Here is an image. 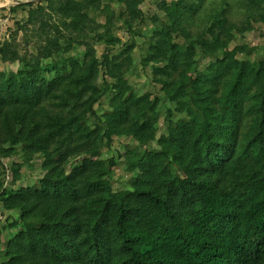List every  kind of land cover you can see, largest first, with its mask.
<instances>
[{"label":"trees","instance_id":"1","mask_svg":"<svg viewBox=\"0 0 264 264\" xmlns=\"http://www.w3.org/2000/svg\"><path fill=\"white\" fill-rule=\"evenodd\" d=\"M104 1L43 0L36 9H11L30 7L40 42L37 55L22 57L9 42L0 48L3 59L20 63L16 73L0 71V158L25 145L27 157L48 160L37 185L0 191L5 210L18 211L25 225L8 241L1 264H264V61H243L228 50L242 33L232 15L246 10L264 22L261 0L160 1L168 22L155 19L160 28L144 64L155 65L168 101H189L184 116L167 111L169 132L159 150L128 152L134 176L119 192L106 180V164L93 156L123 135L140 147L154 142L149 115L157 101L126 98L122 73L131 45L105 62L117 93L112 113L99 117L101 65L84 38L93 25L90 10ZM143 1L116 0L127 26L140 17ZM53 14L59 21L51 24L46 16ZM75 44L87 46L82 62L43 67ZM198 54L210 61L205 72Z\"/></svg>","mask_w":264,"mask_h":264},{"label":"rangeland","instance_id":"2","mask_svg":"<svg viewBox=\"0 0 264 264\" xmlns=\"http://www.w3.org/2000/svg\"><path fill=\"white\" fill-rule=\"evenodd\" d=\"M42 1H35L31 10L36 9ZM160 1L144 0L138 7L140 17L130 27L126 25L124 18H120L121 14L125 13V8L119 5L116 0H112V2L105 0L100 7L92 8L89 12L93 25L88 29L84 39L94 47L96 57L101 65L98 84L103 97L95 106L99 117L103 118L112 113L110 102L117 93L113 88L116 80L107 75L105 62L121 55L131 45H134L132 59L130 63L126 64L122 73V77L128 82L129 87L126 98H139L148 95L153 101H157L154 112L149 115L156 129L154 142L147 147H140L132 136L123 135L115 137L112 146L109 147L105 144L104 148L93 156L106 164L109 171L106 180L112 185L115 192L130 188L131 179L134 176L132 162L128 160V152L137 150L143 153L159 150L160 139L167 136L169 132V122L166 119L167 111L172 110L175 117L184 116V106L189 101V98L180 103L168 101L162 86L154 78L155 65L144 64V61L149 57L153 34L160 28L155 23V19L168 22L165 12L159 7ZM12 5L10 4L9 7ZM42 5L46 6V4ZM260 5L264 8V0H261ZM107 7H110V10L114 12V16L110 14ZM29 13L30 7L23 6L17 8L14 13L0 12V48L5 42H9L12 45V50L18 51L22 57L27 54L37 55L40 38L36 36L34 30L39 28L40 23L30 22ZM235 13L231 20L242 33H238L232 38L228 50L236 52L243 61H264V22L260 19H251L246 10H238ZM46 20L54 24L59 21V17L53 14L52 18L46 16ZM101 37L104 39L101 40ZM176 39L179 43L183 41L181 37L177 38V35ZM107 40H111L112 43H107ZM61 43L65 46L66 39H62ZM86 53L87 46L75 44L68 54L55 55L44 61L43 67L50 71L54 67H61L69 58H75L82 62ZM197 60L199 70L207 71L210 65L209 59L198 54ZM19 68V62L5 60L0 55V71L16 73ZM49 77L53 78L54 74L49 73ZM191 80V77L186 80L189 93H192ZM94 122L91 120L90 125L94 126ZM47 160L48 157L42 154L27 157L25 145L14 146L11 156L0 158V191L3 189L14 191L37 185L45 174L43 165ZM80 162L81 159L71 161L67 167L68 171L71 172ZM173 170L176 176H182L178 171V166L173 165ZM24 230L25 225L20 220L19 212L5 210L3 203L0 202V264L6 260L5 252L8 241Z\"/></svg>","mask_w":264,"mask_h":264},{"label":"crops","instance_id":"3","mask_svg":"<svg viewBox=\"0 0 264 264\" xmlns=\"http://www.w3.org/2000/svg\"><path fill=\"white\" fill-rule=\"evenodd\" d=\"M35 1L40 2L42 0H35ZM34 2L31 0H0V12L13 13L11 11L12 8L17 7L19 5L33 4ZM10 4H13L14 6L12 5L11 7H9Z\"/></svg>","mask_w":264,"mask_h":264}]
</instances>
